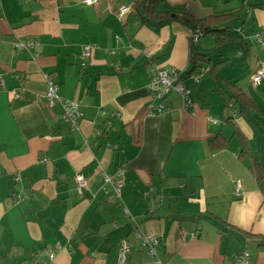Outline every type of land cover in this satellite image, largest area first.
<instances>
[{
  "label": "crops",
  "instance_id": "crops-1",
  "mask_svg": "<svg viewBox=\"0 0 264 264\" xmlns=\"http://www.w3.org/2000/svg\"><path fill=\"white\" fill-rule=\"evenodd\" d=\"M83 1L0 0V264H118L123 239L129 264H231L243 249L250 264H264V196L249 158L239 157L241 134L264 171V78L250 85L264 71V0H161L196 19L245 12L251 72L241 85L233 82L241 72L224 79L259 110L242 115L233 102L225 108L211 62L193 70L182 22L154 29L138 22L135 0ZM258 33L263 44L252 39ZM26 39L37 41L35 57L13 49ZM85 45L97 48L82 68ZM159 68L178 71L193 93L188 109L171 93L165 113L149 114ZM44 74L61 101L78 105V130L62 121L61 102L48 107ZM215 135L226 148L210 149ZM78 174L88 181L82 196ZM105 176L122 183L120 199L105 193ZM17 194L30 198L16 202ZM137 233L159 239L155 256Z\"/></svg>",
  "mask_w": 264,
  "mask_h": 264
},
{
  "label": "built area",
  "instance_id": "built-area-1",
  "mask_svg": "<svg viewBox=\"0 0 264 264\" xmlns=\"http://www.w3.org/2000/svg\"><path fill=\"white\" fill-rule=\"evenodd\" d=\"M100 0H84L83 3L85 5H95L98 4ZM126 8L121 9L120 12H118V17H121L122 14L126 12ZM238 32L243 36L244 38H247L245 28L244 29H238ZM261 33H258L252 37V39L255 42L262 43L261 39ZM192 42L196 43L198 41L197 35H192L191 37ZM37 46V41L35 39H26L24 42H17L13 44V49L17 52L20 51H26L33 55V57L36 56L34 53V50ZM96 46L92 45H85L80 54V67L85 68L87 65V62L91 59L93 52L96 50ZM48 89L46 93V99H47V105L48 107H52L55 102H61L63 112L61 115V119L63 122L68 124L70 126L71 131L78 130V120L80 118V113L78 110V105L75 102H65L61 101L57 95L56 91L58 88V84L55 83L53 80L49 78L48 74L43 75ZM264 78V71L263 69H256V71L251 75L250 77V85L253 88H256L259 86L261 81ZM194 82H198L199 78L195 77L192 78ZM0 81H2V77L0 75ZM148 91L151 102L148 104V112L150 115H160L165 113L169 108L166 104V100L169 97L171 93L178 94L182 101H183V108L186 110L190 107L191 103L189 100V96L191 94V90L186 87L183 83V80L175 69H166V68H159L155 69L153 71V74L149 80L148 83ZM15 97H17V94H15ZM103 131H98V135H102ZM43 161H47V159H44ZM121 172L119 173V175ZM105 182L109 183L111 185V194L108 191H105L106 194H109L112 198L120 199L121 191H122V183L119 180H116L115 178L105 176ZM20 177L19 175L16 176L15 181H19ZM75 182H76V191L78 195L82 196L85 191L87 190V178L82 175L78 174L75 176ZM235 195L240 196V184L239 182L236 183L235 188ZM30 198V195L24 194H17L15 195V201L20 202L24 200H28ZM137 238L141 240V243L143 246H146L148 249V253L151 256L156 255V250L159 245V239L157 237H147L144 236L141 233H137ZM58 248V247H57ZM131 245L126 240L123 239L120 243L119 250H118V264H129L127 262V257L130 253ZM46 256L50 260H52L55 257V253L47 252L45 253ZM251 260V254L247 249L241 250L232 260L231 264H250Z\"/></svg>",
  "mask_w": 264,
  "mask_h": 264
},
{
  "label": "trees",
  "instance_id": "trees-1",
  "mask_svg": "<svg viewBox=\"0 0 264 264\" xmlns=\"http://www.w3.org/2000/svg\"><path fill=\"white\" fill-rule=\"evenodd\" d=\"M248 7H261V4L251 3ZM133 13L136 16L138 22L142 25L152 27L154 29L160 28L161 26L172 23L182 22L190 31L192 35L198 36L196 43L192 42L190 38V63L193 65V70L198 68V61L210 63L209 59H204L206 56L201 54L196 44L199 43L200 39L206 35L214 37V52H218L223 48L235 47L242 52L245 57L250 53V47L247 39L241 36L238 32V28L233 29L231 27L232 22L237 18V11L225 12L219 15H211L202 19H196L193 16L186 13L181 7L168 6L161 2V0H135L132 5ZM208 57V56H206ZM227 65V62H218L211 64L209 68L210 74L215 77L218 70ZM227 89L221 91L224 97L225 108L229 109V104L233 102L235 106V113L242 115L244 113L259 112L254 102L248 98L242 89L235 83L225 82ZM264 127V124H263ZM242 149L240 152V158H249V169L255 176L259 190L264 196V171L263 166L258 162L257 159L250 157V150L248 141L240 134L239 135ZM209 147L212 151L221 150L226 148L227 140L220 135H215L208 140Z\"/></svg>",
  "mask_w": 264,
  "mask_h": 264
},
{
  "label": "rangeland",
  "instance_id": "rangeland-1",
  "mask_svg": "<svg viewBox=\"0 0 264 264\" xmlns=\"http://www.w3.org/2000/svg\"><path fill=\"white\" fill-rule=\"evenodd\" d=\"M237 4H239V2H237ZM240 6V5H238ZM237 18L232 22L231 27L233 29L238 28V29H244L246 28V22L248 23V19L246 18L245 12L243 13V11L239 10L237 11ZM214 40V37L211 35H206L204 37H202L200 39V42L198 44H196V47L198 49V51L201 54H204L206 56H204V59H209L210 62L212 64L217 63L220 60H229L230 63H235L234 66H228V67H222L218 70V73H220L221 76V81H220V85L221 87H224L226 89V83L224 81V79L226 78H230V77H234L235 75L239 74L241 72V74L237 75V77H234V81H237L238 84L241 85L242 81H245L248 79V76L251 72V57L249 55V57L245 56L243 57V59H238L237 58V54L238 51L235 47H227V48H223L220 50V52H214L213 51V47L211 45L212 41ZM200 62V63H199ZM199 64H204L206 65L203 61H198ZM200 70V69H199ZM199 70L198 74H199ZM199 80V83L201 82V85L203 83L204 85V81L208 79L207 74H202ZM193 96V93L191 94V97Z\"/></svg>",
  "mask_w": 264,
  "mask_h": 264
}]
</instances>
